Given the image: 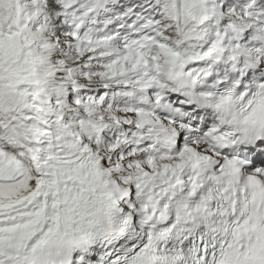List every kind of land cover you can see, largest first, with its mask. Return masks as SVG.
Masks as SVG:
<instances>
[{
    "label": "snow or ice",
    "instance_id": "6c2138e0",
    "mask_svg": "<svg viewBox=\"0 0 264 264\" xmlns=\"http://www.w3.org/2000/svg\"><path fill=\"white\" fill-rule=\"evenodd\" d=\"M0 264H264V0H0Z\"/></svg>",
    "mask_w": 264,
    "mask_h": 264
}]
</instances>
